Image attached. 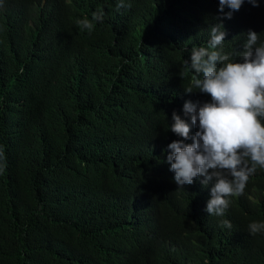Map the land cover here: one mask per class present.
Wrapping results in <instances>:
<instances>
[{"label": "trees", "instance_id": "obj_1", "mask_svg": "<svg viewBox=\"0 0 264 264\" xmlns=\"http://www.w3.org/2000/svg\"><path fill=\"white\" fill-rule=\"evenodd\" d=\"M118 2L0 0V264H264V169L218 217L214 181L179 189L166 162L173 111L211 99L184 91L188 50L217 22L225 52L264 42V0Z\"/></svg>", "mask_w": 264, "mask_h": 264}, {"label": "clouds", "instance_id": "obj_2", "mask_svg": "<svg viewBox=\"0 0 264 264\" xmlns=\"http://www.w3.org/2000/svg\"><path fill=\"white\" fill-rule=\"evenodd\" d=\"M245 0H219L223 18L231 19ZM253 7L257 0H247ZM119 0L116 9L130 7ZM230 9L224 13V8ZM103 11L92 14V20L102 23ZM89 31L93 23L79 21ZM225 31L217 22L210 29L206 46H193L190 59L184 60V70L190 75L186 94L200 92L210 96L209 102L186 100L181 118L175 111L171 115L170 130L182 137L167 145L166 162L173 180L182 189L197 177H203L202 186L214 181L210 199L206 203L209 215L222 217L229 207L228 197L244 193L250 176L257 168L264 169V42L259 34L249 30L241 50L225 52ZM259 42V43H258ZM197 130L190 135L191 128ZM190 140V143L184 141ZM222 225L231 228L228 220ZM249 233L264 232V222L253 221Z\"/></svg>", "mask_w": 264, "mask_h": 264}]
</instances>
